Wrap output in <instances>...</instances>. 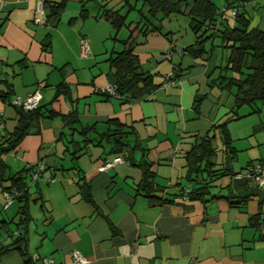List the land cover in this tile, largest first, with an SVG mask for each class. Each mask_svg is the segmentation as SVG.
<instances>
[{"label":"crops","instance_id":"obj_1","mask_svg":"<svg viewBox=\"0 0 264 264\" xmlns=\"http://www.w3.org/2000/svg\"><path fill=\"white\" fill-rule=\"evenodd\" d=\"M37 1L0 0V91L7 93L0 97V133L16 122L14 105L6 99L37 90V105L54 112L34 121L14 148L0 154V245L11 242L19 229L18 203L4 204L6 178L42 163L36 182L30 172L24 177L32 218L26 226L29 264H45L35 255L50 259L49 264H264V184L245 170L264 165V97L256 112L234 106V88L218 80L226 52L211 46L216 39L204 40L206 52L193 55L185 50L195 43L186 16L150 18L151 31L136 36L133 53L156 86L124 101L101 90L113 82L107 57L121 48L118 40L127 30L121 26L116 41L106 43L113 29L99 13L119 9L128 21L136 9L137 19H129L136 21L148 7L132 0V9L121 6L124 0H63L57 19L41 24L35 19L46 16L43 2L58 0H42V13L36 11ZM220 1L213 3L219 9L233 5L248 29L264 32V0ZM81 11L87 14L81 17ZM81 35L88 38L87 57L79 55ZM172 70L177 75L162 85ZM112 120L130 130L125 140L132 160L99 171L103 161L119 154L109 153L110 144L90 131L87 135L100 139L101 146L90 142L77 150L70 133L79 140L74 130L92 124L103 132ZM222 123L230 151L224 149ZM203 136L212 146L203 160L218 170L211 176L188 170V153ZM139 162L148 164L152 181L162 189L159 197L167 200H151L139 189ZM49 176L53 179L47 182ZM192 178L207 183L201 198L187 199L179 191L190 188ZM71 250L86 262H75ZM24 259L15 249L0 254V264H25Z\"/></svg>","mask_w":264,"mask_h":264},{"label":"trees","instance_id":"obj_2","mask_svg":"<svg viewBox=\"0 0 264 264\" xmlns=\"http://www.w3.org/2000/svg\"><path fill=\"white\" fill-rule=\"evenodd\" d=\"M139 2L141 5H146L148 8L147 13L140 15L136 21H125V14L120 13L119 9H102L99 17L104 19L113 29L111 39H116V32L124 26L127 30V35L118 40L121 48L117 51H112L108 57V65L110 73L113 77L111 83L114 95L124 101L138 99L145 94L150 93L156 86L152 81V75L143 71L140 68L136 55L133 53V45L136 43L137 35H145L151 31L150 18L160 20L171 13L181 14L189 19V27L195 37V43L185 50L193 55L200 56L201 53L206 52L202 46V42L206 39H216V45L226 52L225 64L220 68L221 72L218 74L219 83L225 87H233L231 93L235 107L247 106L249 112H256L259 109L257 102H260L264 97V32L257 29H248L247 20L243 17L242 13H230L234 8L229 4L225 9H219L212 0H132ZM132 9L133 5L129 0H124L122 5ZM43 7L47 11L44 16L45 23L51 24L54 22L63 8V0L54 2H43ZM226 9H232L229 13H225ZM87 13L80 12L81 17ZM230 17V18H229ZM85 36V35H81ZM86 37V36H85ZM87 38V37H86ZM49 40L46 38L42 46L48 47ZM87 46L89 50V42L87 38ZM213 46V42L211 43ZM44 47V48H46ZM170 52V51H169ZM89 55V52L87 56ZM85 56V57H87ZM226 72H229L227 75ZM172 78L177 75L176 71H171ZM33 92V91H32ZM106 93V92H103ZM7 93L0 91V97L4 100ZM25 98V97H24ZM23 99V98H22ZM10 103L9 100H5ZM38 103V102H37ZM14 105V104H13ZM16 113V122L10 131L0 133V154L5 153L14 148L19 140L28 133V128L34 121L40 117H51L54 112L51 109H44L42 105H37L31 109H22L21 105H14ZM233 115L237 118L239 115L236 111H232ZM72 123L74 120L68 118ZM76 120V119H75ZM110 120V119H109ZM122 124L115 121H107V128L102 132H97L94 125L81 126L79 130H74L80 139L72 138L70 133V140L72 145H78L77 150H82L87 143L96 142L101 146V138L110 144L111 154H119L125 160H132L128 154V147L130 145L125 140L126 135L130 131L126 130ZM221 132L224 149L230 151L229 140L225 133L224 123L218 125ZM97 133L100 139H94L87 135L88 132ZM127 153V154H126ZM71 157H77L76 151H71ZM212 154V146L210 144V137L203 136L198 143H195L191 151L188 153L187 165L188 170L205 171L209 176L214 174L217 169L204 161L205 158ZM118 155V156H119ZM204 159V160H203ZM204 161L206 164L200 168L199 163ZM141 169L142 178L139 181V189L149 197L151 200L162 202L164 198L159 197L158 192L162 191L152 181V174L148 170L146 163H137ZM193 165V166H192ZM253 166V164H251ZM248 165V166H251ZM3 166L0 162V169ZM246 167V174L255 179L254 175L249 174L251 170ZM44 167V165H43ZM35 165H28L20 171L13 173L6 179L9 181L8 186H3V192H9L12 201L18 203L17 209V222L19 228L17 235H15L11 242L6 245H0V254L6 250L15 249L24 256V263L29 264V259L25 253L26 243V226L32 219L28 212V197L24 177L28 172L34 171ZM41 170L37 171L36 182L39 178ZM207 175V176H208ZM53 179V176L46 178V181ZM3 180L0 177V181ZM193 184L187 188L185 192L187 199L201 198L206 193L207 183L203 179L192 178ZM1 185V182H0ZM84 188V184L81 185ZM85 189V188H84ZM181 195L183 188L179 189ZM83 197L89 198L86 191H82ZM237 201H235L236 203ZM41 205V204H40ZM6 233V231H4Z\"/></svg>","mask_w":264,"mask_h":264},{"label":"built area","instance_id":"obj_3","mask_svg":"<svg viewBox=\"0 0 264 264\" xmlns=\"http://www.w3.org/2000/svg\"><path fill=\"white\" fill-rule=\"evenodd\" d=\"M36 11L42 13V6H41V1L40 0H38L36 2ZM234 11H235V9H233L231 11V13L233 14ZM44 19H45L44 17L36 18L35 21L38 22V23L44 24L45 23ZM174 48L176 50H180V48L177 47V46L174 47ZM78 51H79V55L82 56V57L87 56V54L89 52L88 46H87V38L85 36H80L79 37V40H78ZM169 55H170V52H166L165 53V57L166 58H168ZM171 78H172L171 72H169L168 74H165L163 76L162 85H167L169 82H171V80H170ZM101 91L102 92H106L109 95H114L113 89H112L110 84L105 85L104 88ZM39 98H40V94H39V92L37 90H35V91L29 93L23 99L19 98V97H14L9 102L11 104H14V105H21L22 109H31V108H34L36 106ZM1 126H2V122L0 120V127ZM122 161H123L122 157L114 156L113 158H111L109 160L103 161L102 164L97 167V169L99 171H103L106 168L112 166L113 164L118 163V162H122ZM41 168H43V164L42 163H38L35 166L34 171L30 175L32 183L36 180L37 171L41 170ZM248 169L251 170V172H249V174L254 175L255 178L258 179V183L260 185L264 184V165L263 164L255 163V164H253V166L252 165L248 166ZM186 191H187V189H183V191H181L183 197H186V195H185ZM2 194H3V197H4V202H5L4 204L8 205L12 201V197H11L10 193L9 192H2ZM71 256H72V258H73V260L75 262H81V263L86 262V259L83 258L75 250H71ZM34 259H42L43 263H45V264H49L51 262L50 259L39 257L37 255L34 256Z\"/></svg>","mask_w":264,"mask_h":264},{"label":"rangeland","instance_id":"obj_4","mask_svg":"<svg viewBox=\"0 0 264 264\" xmlns=\"http://www.w3.org/2000/svg\"><path fill=\"white\" fill-rule=\"evenodd\" d=\"M41 1V3H42V0H40ZM215 4H218L219 2H221L220 0H212ZM137 6H139V3H137ZM220 8V7H219ZM228 10V9H227ZM134 13H130L129 14V16L127 17V20H129V19H131L133 16L134 17H136V19H137V16H138V10H134L133 11ZM140 16V15H139ZM139 18V17H138ZM120 37V36H119ZM108 40H106L105 42L107 43V42H114V40H112L110 37H108L107 38ZM119 39V38H118ZM116 41V40H115ZM215 42H213V43H215L216 44V40H214ZM118 44H120V42L118 43ZM222 50V49H221Z\"/></svg>","mask_w":264,"mask_h":264}]
</instances>
